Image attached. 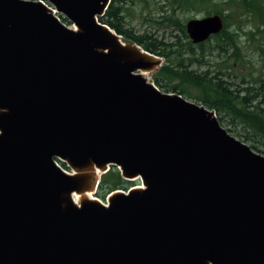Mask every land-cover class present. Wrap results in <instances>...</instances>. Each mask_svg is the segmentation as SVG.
Instances as JSON below:
<instances>
[{
  "label": "water",
  "instance_id": "95a60500",
  "mask_svg": "<svg viewBox=\"0 0 264 264\" xmlns=\"http://www.w3.org/2000/svg\"><path fill=\"white\" fill-rule=\"evenodd\" d=\"M43 1L0 0V264H264V156L148 82L164 59L99 22L111 0ZM111 166L140 186L104 205Z\"/></svg>",
  "mask_w": 264,
  "mask_h": 264
},
{
  "label": "trees",
  "instance_id": "16d2710c",
  "mask_svg": "<svg viewBox=\"0 0 264 264\" xmlns=\"http://www.w3.org/2000/svg\"><path fill=\"white\" fill-rule=\"evenodd\" d=\"M157 3L160 5L155 8L148 0H111L99 22L121 36L123 42L135 43L148 53L165 59L154 79L155 85L163 92L178 93L209 110L224 112L230 117L231 124H239L244 131H248L245 140H264V107L262 101L256 102L260 97L257 90L253 87L232 89L231 83L220 78L232 68L224 62L225 58L234 57L237 62L242 58L238 30L245 22L252 27L250 38L259 35L260 44L264 45V0H158ZM128 4L137 6L138 14L145 23L172 28L176 34L169 33L167 39L146 32L137 35L133 29L125 27V19L129 17L132 20L130 14L133 11L130 9L129 12ZM199 14L204 17L220 15L224 26L219 34L206 42L193 45L186 34L185 24L190 20L189 15ZM61 20L68 23L62 17ZM231 27L234 29L229 30ZM260 49L264 53V49ZM213 52H217L222 60L214 77H209L208 72L192 70L196 65L206 64L202 57ZM191 91L197 94L191 95ZM243 92L244 95H241ZM250 148L256 149L255 146ZM61 166L65 168L64 164ZM130 185L121 178L116 167L111 166L100 178L96 197L103 201L109 193L126 191Z\"/></svg>",
  "mask_w": 264,
  "mask_h": 264
},
{
  "label": "rangeland",
  "instance_id": "374dc122",
  "mask_svg": "<svg viewBox=\"0 0 264 264\" xmlns=\"http://www.w3.org/2000/svg\"><path fill=\"white\" fill-rule=\"evenodd\" d=\"M31 1H35V0H31ZM148 1L150 2L151 7L154 6L155 8H158V5H160L159 3H157L158 0H148ZM128 6H129V12L130 9L133 11L130 14L132 16V20H130L129 17H127L125 19L126 22L125 27L133 29V31L137 35H141L144 32H146L149 34H153L156 37L159 38L164 37L165 39H167L169 37V33L176 34V32L172 28H161L154 24L145 23L138 14L139 10H137L138 9L137 6L131 4H128ZM203 17L204 16L200 14L189 15L190 19H201ZM66 26L73 28L72 25H66ZM232 29L234 28L231 27L229 30ZM251 31H252L251 24L247 22H245V25L241 28V30H238V41H239L238 44L241 49L242 58L239 59L238 62L235 60L234 57L225 58L224 62H227L228 64L232 65V68L231 70H228V72L226 71L227 73L224 74V76H220V78L223 79L224 81H227L228 83H231L233 85L232 89L253 87L254 89L257 90V93L260 95V97L257 98L256 102L258 103L262 101L261 105H263L264 107V88H262V86H264V53H262L260 49V48L264 49V45L260 44L259 35L250 38ZM231 52L232 50H230L229 54ZM196 53H198V50H196ZM202 60L206 62V64L196 65L192 68V70H196L198 71V73L208 72L209 77H214L218 69L217 65L222 62V60L218 58V53L213 52L210 55L206 53L202 57ZM164 64H165V59H164ZM158 71L159 69L147 75L148 82L155 85L154 79ZM253 79L255 80L259 79L261 81L254 82ZM159 90L161 92L164 91L163 89H159ZM194 94H197V92L191 91V95ZM241 95H244V92L241 93ZM256 102H254V104ZM212 111L215 113L217 121L224 130H226L231 136H233L237 140L247 144L249 147L255 146L256 149H254L253 151L264 156V140L255 139V142L253 140H245L244 136H246L248 131H244L241 125L239 124H235V125L231 124L230 117L227 116L224 112L218 113L217 111L214 110ZM63 170L71 173L70 170H66V169ZM130 183L131 185L129 187L140 186V183L137 180ZM117 191L126 192L123 190H117ZM107 196L102 201L96 197V193H95L92 195V198L97 199L102 203H105Z\"/></svg>",
  "mask_w": 264,
  "mask_h": 264
},
{
  "label": "bare ground",
  "instance_id": "6f19581e",
  "mask_svg": "<svg viewBox=\"0 0 264 264\" xmlns=\"http://www.w3.org/2000/svg\"><path fill=\"white\" fill-rule=\"evenodd\" d=\"M143 76L146 78V74H143ZM135 188H136V187H135ZM85 195H86V194H85ZM86 196L89 197V198H90V197L92 198V196H90V194H87ZM92 199H93V198H92ZM74 203H75V204H78V197H74Z\"/></svg>",
  "mask_w": 264,
  "mask_h": 264
}]
</instances>
